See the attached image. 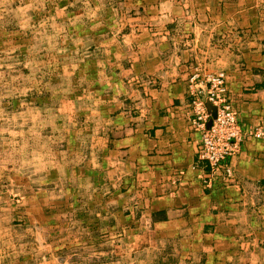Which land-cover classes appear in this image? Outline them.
<instances>
[{
  "label": "crops",
  "instance_id": "0c3cea01",
  "mask_svg": "<svg viewBox=\"0 0 264 264\" xmlns=\"http://www.w3.org/2000/svg\"><path fill=\"white\" fill-rule=\"evenodd\" d=\"M112 4L132 8L113 21L117 38L71 15L73 47L103 38L89 48L101 56L86 55L102 105L91 123L68 128L69 150L78 135L97 149L80 163L87 175L74 171L89 188L74 190L64 211L55 202L54 213L69 212L71 233L94 247L85 264H264V134L227 159L230 174H215L199 158L192 111L193 92L206 98L196 71L225 70L241 124L264 130V0ZM32 194L27 211L45 215L46 192Z\"/></svg>",
  "mask_w": 264,
  "mask_h": 264
},
{
  "label": "rangeland",
  "instance_id": "374dc122",
  "mask_svg": "<svg viewBox=\"0 0 264 264\" xmlns=\"http://www.w3.org/2000/svg\"><path fill=\"white\" fill-rule=\"evenodd\" d=\"M108 1L102 8L93 2L89 6L90 0H0V264H85L92 256L94 247L77 238L76 231L71 233L69 212L54 210L55 202L63 211L74 205V190L89 188L74 171L87 175L80 163L86 152L92 155L97 149L89 144L86 148V137L78 135V147L69 150L68 128L91 123L90 116L102 105L92 97L98 86L87 83L94 71L86 59L101 56L95 47L89 48L100 45L103 38L80 41L84 52L73 47L71 15L77 14L79 20L88 16L97 29H106L104 35L117 38L113 21L121 10L123 16L132 15V8ZM218 76L225 89L220 95L239 120V111L228 99L225 70L196 71L192 76L206 84L205 99L193 92L194 116L195 102L211 97L208 84ZM195 119L200 151L202 132ZM239 123L238 151L247 138H259L253 133L263 129L262 124L245 128ZM224 170L231 173L228 167ZM38 191L46 192L45 215L27 211L35 201L32 193ZM113 250L111 246V258L116 256Z\"/></svg>",
  "mask_w": 264,
  "mask_h": 264
},
{
  "label": "built area",
  "instance_id": "2783aa9c",
  "mask_svg": "<svg viewBox=\"0 0 264 264\" xmlns=\"http://www.w3.org/2000/svg\"><path fill=\"white\" fill-rule=\"evenodd\" d=\"M208 86L211 97L207 102L216 107V117H212L205 101H197L195 102V120L198 129L202 132L199 158L215 173L223 170L227 159L238 151L241 142L238 135L242 127L235 113L229 110V106L225 104V100L220 95L225 90L222 77H213ZM211 120L212 123L209 125ZM262 130L256 131L253 135L261 137Z\"/></svg>",
  "mask_w": 264,
  "mask_h": 264
},
{
  "label": "water",
  "instance_id": "95a60500",
  "mask_svg": "<svg viewBox=\"0 0 264 264\" xmlns=\"http://www.w3.org/2000/svg\"><path fill=\"white\" fill-rule=\"evenodd\" d=\"M211 107L214 109L213 118H215L216 117V107H213V106ZM211 123H212V120L209 122V125H211Z\"/></svg>",
  "mask_w": 264,
  "mask_h": 264
}]
</instances>
